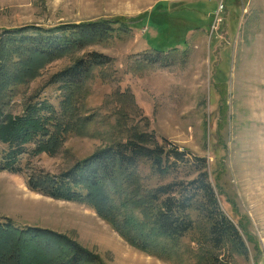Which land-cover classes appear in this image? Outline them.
Instances as JSON below:
<instances>
[{
    "label": "rangeland",
    "instance_id": "1",
    "mask_svg": "<svg viewBox=\"0 0 264 264\" xmlns=\"http://www.w3.org/2000/svg\"><path fill=\"white\" fill-rule=\"evenodd\" d=\"M157 3L163 4L153 10ZM216 6L214 0H0V30L31 33L98 19L135 22L108 41L49 55L41 72L19 86L11 113H21L24 102L36 97L60 115L62 93L50 77L86 51L110 59L85 86L82 113L92 117L85 132L67 134L55 155L23 154L15 163L19 171L0 170V220L62 234L97 255L100 264H173L131 246L85 203L52 198L28 185L31 170L58 176L124 138L114 114L122 103L107 106L103 100L129 90L134 102L122 110L127 128L144 130L167 148L185 149L190 164L179 170L180 177L187 173L184 179L201 169L197 158L207 163L219 206L244 243L238 249L228 240L214 264H264V0H225L217 18ZM8 149L0 145V151Z\"/></svg>",
    "mask_w": 264,
    "mask_h": 264
},
{
    "label": "trees",
    "instance_id": "2",
    "mask_svg": "<svg viewBox=\"0 0 264 264\" xmlns=\"http://www.w3.org/2000/svg\"><path fill=\"white\" fill-rule=\"evenodd\" d=\"M159 4L163 3L153 10ZM133 23V19H98L34 28L31 33H27L31 28L0 30V145L9 148L0 151V170L19 171L15 163L23 154L46 151L55 155L67 134L85 132L92 119L82 113L85 86L110 59L86 51L50 77L59 83L62 93L60 115L36 97L24 102L21 113H11V99L19 86L41 72L49 55H67L108 41L114 32H127ZM128 100L134 102L129 90L106 95L103 104L119 102L127 110ZM123 109H114V114L124 125V138L94 151L58 176L31 170L28 185L52 198L85 203L131 246L173 264H187L186 258L193 259V264H214L228 240L244 249L235 224L219 206L204 170L205 159H196L201 161V169L195 176L184 179L185 173L180 177L179 170L190 164L187 151L167 148L144 130L127 128ZM29 143L33 144L31 150L25 147ZM154 178L164 182L153 184ZM24 243L36 249H28ZM82 260L100 264L97 255L62 234L0 220V264H78Z\"/></svg>",
    "mask_w": 264,
    "mask_h": 264
},
{
    "label": "built area",
    "instance_id": "3",
    "mask_svg": "<svg viewBox=\"0 0 264 264\" xmlns=\"http://www.w3.org/2000/svg\"><path fill=\"white\" fill-rule=\"evenodd\" d=\"M218 4V9L225 7V0H214Z\"/></svg>",
    "mask_w": 264,
    "mask_h": 264
},
{
    "label": "bare ground",
    "instance_id": "4",
    "mask_svg": "<svg viewBox=\"0 0 264 264\" xmlns=\"http://www.w3.org/2000/svg\"><path fill=\"white\" fill-rule=\"evenodd\" d=\"M217 8V11H216V14H215V17L217 18L218 17V15L220 14V13H222V12H224V10H225V7H223V8H221V9H218V4H217V6H216Z\"/></svg>",
    "mask_w": 264,
    "mask_h": 264
}]
</instances>
